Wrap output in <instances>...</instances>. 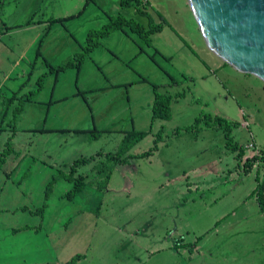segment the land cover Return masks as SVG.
I'll use <instances>...</instances> for the list:
<instances>
[{
	"label": "rangeland",
	"instance_id": "obj_1",
	"mask_svg": "<svg viewBox=\"0 0 264 264\" xmlns=\"http://www.w3.org/2000/svg\"><path fill=\"white\" fill-rule=\"evenodd\" d=\"M142 1L149 18L120 0H3L0 152L14 129L19 155L0 170V264H65L76 254V264H264L255 198L264 180V82L208 48L188 0ZM118 15L162 29L150 44L127 27L114 31L78 71L46 74L47 65L77 64L88 32ZM39 77L41 88L21 99ZM26 80L18 99L4 100ZM153 86L172 97L169 120H152ZM205 115L227 122L232 143ZM132 130L148 134L99 187L104 156ZM160 130L153 153L139 156ZM232 144L242 150L232 152ZM96 153L77 170L81 194L68 201L72 185L60 180L43 206L52 175ZM97 167H105L101 175Z\"/></svg>",
	"mask_w": 264,
	"mask_h": 264
},
{
	"label": "trees",
	"instance_id": "obj_2",
	"mask_svg": "<svg viewBox=\"0 0 264 264\" xmlns=\"http://www.w3.org/2000/svg\"><path fill=\"white\" fill-rule=\"evenodd\" d=\"M142 0H120V6L123 8H127V7H135L136 11L141 13V15H145L146 17H150L148 15V13H144L140 7L142 5ZM144 3V2H143ZM145 4V3H144ZM3 10H4V2L3 0H0V17L3 14ZM30 22L28 21L26 24H29ZM53 23V22H52ZM1 26L8 30L10 28V26L5 25L4 23L1 24ZM51 27V24L49 23V26L47 27V30H49V28ZM127 27L129 30L135 32L140 38H142L147 44L151 43V39H150V35L156 32L161 31L162 29V25L161 24H157V25H149V27L146 29L143 25H141L140 23L136 22L133 19H126L125 17L118 15L116 17H112L109 19V21L103 25L101 28L97 29V30H92L90 32H88L87 37H86V46L83 48L82 52L76 54L74 57L77 58L76 63L74 64L73 60H69L67 63L62 64V65H58L55 67H51L49 65H47L48 71L46 72V74H58L59 72H63L68 68H77V71L80 67V63L82 61V58L86 55L89 54L90 52H92L96 46L99 44V41L107 36H109L112 32L117 31V30H121L123 31V29ZM39 56V47L38 50L35 54V58ZM28 80H26L24 83L20 84L18 90L14 91L12 93V95L10 96V98L6 99L4 98V100L9 101L10 103H13L14 100L17 97V93H19L21 90H23L27 85ZM38 88L32 91H29L28 93L24 94L23 97H20L21 99H25V101H29L31 98L30 96H32L35 92H37L42 85V78L39 77L38 80L36 81ZM154 89V98H153V103H152V108H151V117L152 120L155 119H159V120H169L171 117V96L170 95H164V94H160L157 92V87L153 86ZM4 100H2L4 102ZM9 103V104H10ZM22 104L19 102L18 105H15V107H13V119L16 117V115L20 114L22 111ZM206 118H208V126L211 127H215L218 129H221L224 133V136L226 138V140H228V144H230V142L232 143V138L230 136V127H228L226 125V121L222 118H217V119H213L208 116L205 115ZM200 123L199 119H196L194 121V125H198ZM195 127V126H193ZM2 122H0V131H2ZM13 134L12 136H9L7 138V140L4 143V148L3 150L0 152V170L2 169V166L5 164L6 160L10 157L13 156L15 158L18 157V152L15 151L12 143H11V139L13 137V135H15L16 130L11 129ZM44 129H40V131H43ZM85 131H90V130H74V132L76 133H80V132H85ZM93 132H95L96 134L93 135L94 138H97L98 133H100L101 131L93 128L92 129ZM148 134V132H139L136 130H132V131H128L126 133H124V136L120 142V146L118 147V150L113 153V154H106L105 157V163L102 164L103 165H108L107 168V173L106 176L104 178L103 181H101V183L99 184V187L105 188V185L107 184V182L109 181L110 175H111V171H112V166L114 165H123L127 162V160L129 158H131L132 156L129 154V151L133 148V146L139 142L141 139H143L146 135ZM162 137V130H160L158 132V135L156 134V137L153 140V147L148 150L147 152H144L142 154H140L139 156L141 157H145L148 156L150 154L153 153V150L156 149L157 147V143L158 141H160ZM231 151L232 152H238L240 150H242V148H240L237 144H232L230 145ZM99 155L98 153H96L95 155L89 156V157H82L79 159H76L73 164L70 166V169L67 173H65L64 171H59L58 174H53L50 181L47 183L45 189H44V204L43 206H45L47 198L49 197V195L52 193V186L57 183L60 180H64L68 183H70L72 186L70 188V190H68L64 197L72 202L75 200L76 197H78L82 190L85 188V182L84 180H82L78 175H77V170L78 168H80L81 166L90 164L95 157ZM259 156V155H258ZM237 159L241 158V154H236ZM257 157V156H256ZM251 160H249L248 158L245 159L244 163L249 164ZM111 165V166H110ZM105 167H97V174L101 175L102 174V170ZM245 172H250V167H246ZM255 198H256V203L258 208L260 209L261 213L264 216V180L263 181H259L257 180V185L255 188ZM82 258V255L80 254H76L75 256H73L70 260H68L67 262H65V264H76L77 261H79Z\"/></svg>",
	"mask_w": 264,
	"mask_h": 264
},
{
	"label": "water",
	"instance_id": "obj_3",
	"mask_svg": "<svg viewBox=\"0 0 264 264\" xmlns=\"http://www.w3.org/2000/svg\"><path fill=\"white\" fill-rule=\"evenodd\" d=\"M208 48L264 82V0H188Z\"/></svg>",
	"mask_w": 264,
	"mask_h": 264
},
{
	"label": "crops",
	"instance_id": "obj_4",
	"mask_svg": "<svg viewBox=\"0 0 264 264\" xmlns=\"http://www.w3.org/2000/svg\"><path fill=\"white\" fill-rule=\"evenodd\" d=\"M10 27H12V26H10ZM8 32V31H7ZM17 63V62H16ZM15 62H13V64H16ZM173 248V249H172ZM171 249L173 250V253H176V250L177 249H175V247H171ZM155 252H156V250H155Z\"/></svg>",
	"mask_w": 264,
	"mask_h": 264
},
{
	"label": "built area",
	"instance_id": "obj_5",
	"mask_svg": "<svg viewBox=\"0 0 264 264\" xmlns=\"http://www.w3.org/2000/svg\"><path fill=\"white\" fill-rule=\"evenodd\" d=\"M251 148H254L255 146L253 144H250Z\"/></svg>",
	"mask_w": 264,
	"mask_h": 264
}]
</instances>
